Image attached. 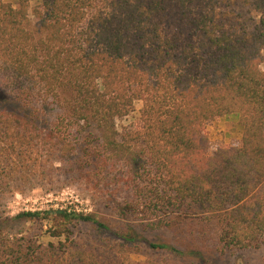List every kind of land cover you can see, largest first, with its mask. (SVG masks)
<instances>
[{"label":"trees","instance_id":"trees-1","mask_svg":"<svg viewBox=\"0 0 264 264\" xmlns=\"http://www.w3.org/2000/svg\"><path fill=\"white\" fill-rule=\"evenodd\" d=\"M222 1L37 0L36 35L29 0H0L1 82L15 98L61 107L45 128L33 106L0 103V165L39 169L34 155L56 152L65 176L111 200L119 220L67 209L0 214V264L264 252V0ZM135 101L141 128L118 131ZM232 113L239 143L209 150L207 123ZM14 220L47 221L60 239L4 233ZM169 228L184 249L145 235ZM142 248L159 257L131 260Z\"/></svg>","mask_w":264,"mask_h":264},{"label":"rangeland","instance_id":"rangeland-1","mask_svg":"<svg viewBox=\"0 0 264 264\" xmlns=\"http://www.w3.org/2000/svg\"><path fill=\"white\" fill-rule=\"evenodd\" d=\"M8 1L14 3V0ZM29 2L28 28L36 35H39L37 31L39 27L37 19L31 13V7L37 3V0H29ZM222 3H225V0ZM261 69L264 70V63L261 64ZM0 103L8 110L21 112H25L33 106L32 109L39 115L40 126L45 128H49L54 123L53 121L56 120L61 111V107L52 97H44L34 102L20 100L18 97L15 98L14 94L4 86L1 80ZM141 108L142 102L135 101L133 110L126 117L117 120L116 126L118 131L122 132L125 128L140 129ZM206 130L209 137V150H213L223 144L236 145L241 139L242 129L239 124V117L234 113L208 122ZM81 132L82 135H79L80 139L82 138L81 136L87 134L86 131ZM77 156L78 152H74V155H71V159ZM33 160L41 161L43 167L35 169L33 163L18 166L21 164V161H18L16 165H0V182L8 183V185L3 184L0 187L1 192H3L2 197H4L0 202L2 203L0 204V214L2 217H12L22 211L67 209L91 213L97 217L106 219L113 226L119 223L117 214L114 211V204L111 200L107 201L105 198L100 197L91 187L86 188L84 182L65 176L64 163L61 162L58 153L43 152L42 150L38 152L37 156L34 155ZM55 167H61V169L59 171L54 170ZM120 197L117 200H120ZM49 225L47 221L14 220L6 227L3 226L2 231L9 235H20L29 232L38 242H56L60 238L50 235ZM174 231L170 228L160 232L150 230L145 235L150 239L164 240L179 249H184L180 246V242H178V237ZM179 238L183 239L184 235L182 234ZM208 245H210V248L212 247V243ZM187 246L189 244L185 247ZM263 253L262 247L226 251L224 253L201 248L196 252H191L180 257L166 252V259L171 257L177 264H263ZM147 257L157 259L156 257H159V255L147 254L143 248L139 253L130 255V259L133 261H144Z\"/></svg>","mask_w":264,"mask_h":264}]
</instances>
